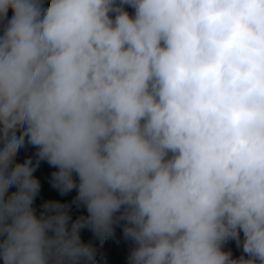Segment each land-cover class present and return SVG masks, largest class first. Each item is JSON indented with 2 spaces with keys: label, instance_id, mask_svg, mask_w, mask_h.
<instances>
[{
  "label": "trees",
  "instance_id": "obj_1",
  "mask_svg": "<svg viewBox=\"0 0 264 264\" xmlns=\"http://www.w3.org/2000/svg\"><path fill=\"white\" fill-rule=\"evenodd\" d=\"M43 1L0 0V151L13 152L11 194L64 203L80 190L75 144L88 141L102 154L99 167L109 155L119 160L137 121L152 147L167 125L181 164L158 174L150 198L115 208L122 231H105L88 259L120 264L124 242L130 253L121 264H250L264 256V0H114L112 12L83 0L85 22L68 42L47 39L69 20ZM178 18L193 28L174 34ZM217 40L247 41L256 73L220 72L210 50ZM116 166L90 189L89 204ZM29 250L22 239L0 264L45 259Z\"/></svg>",
  "mask_w": 264,
  "mask_h": 264
},
{
  "label": "rangeland",
  "instance_id": "obj_2",
  "mask_svg": "<svg viewBox=\"0 0 264 264\" xmlns=\"http://www.w3.org/2000/svg\"><path fill=\"white\" fill-rule=\"evenodd\" d=\"M83 0H44L46 7L53 10L57 19L69 20L64 27H56L47 34L50 42L55 40L68 42L78 36L83 18L81 8ZM102 11L115 10L114 0H93ZM196 0H187L194 5ZM206 16L207 13L205 12ZM234 27H240L235 16L229 18ZM137 26V25H136ZM171 27L172 32L181 35L193 28L188 21L186 25L180 21ZM138 27V26H137ZM245 42V43H244ZM216 41L211 44L210 50L216 60L220 72L228 76L247 78L256 73L257 59L251 57V48L247 41ZM155 43L153 45H159ZM6 61V55L0 52V62ZM224 81H212L213 88L224 86ZM75 102L76 99L73 98ZM144 122L139 120L135 128L128 132L121 145L119 160L114 163L113 157L107 156L99 165L100 153L95 151L88 141H82L73 146L71 154L78 164L80 190L68 201L53 205L49 202H30L25 195L19 193L14 186L13 152L10 149L0 151V194L8 195L0 200V259L7 261L10 250L22 245V239L30 244L28 257L34 258L37 254L45 259L33 260L32 264H71L73 258L80 264H104L102 258L96 256L88 259V254L95 256L99 239L105 231L118 234L122 227L114 220L113 212L126 198L144 200L150 198L158 174L165 170L172 162L180 165L176 159L182 147L172 138V130L166 125L160 138V144L152 147L143 136ZM170 129V130H169ZM159 143V142H158ZM256 144V143H255ZM186 149L189 143H183ZM57 147V146H56ZM54 147V149L56 148ZM119 161V162H118ZM116 166V175L105 185L101 186L100 193L93 203H88L91 188H95L98 180L102 183L107 175L106 170ZM220 166H217L219 168ZM96 168L99 170L95 171ZM223 168H219L222 171ZM186 176L181 170L176 178L181 184ZM94 186V187H93ZM193 192H200V187L192 186ZM6 250L7 252H5ZM130 253L129 242H124L117 256L121 262L126 260ZM261 253V252H258ZM250 256V264H264V256Z\"/></svg>",
  "mask_w": 264,
  "mask_h": 264
},
{
  "label": "clouds",
  "instance_id": "obj_3",
  "mask_svg": "<svg viewBox=\"0 0 264 264\" xmlns=\"http://www.w3.org/2000/svg\"><path fill=\"white\" fill-rule=\"evenodd\" d=\"M70 96L72 97V98H75V97H73V95L72 94H70ZM76 99V98H75Z\"/></svg>",
  "mask_w": 264,
  "mask_h": 264
}]
</instances>
